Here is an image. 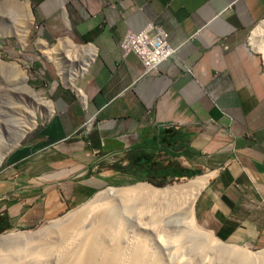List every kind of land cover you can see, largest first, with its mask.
I'll use <instances>...</instances> for the list:
<instances>
[{
	"label": "crops",
	"instance_id": "obj_1",
	"mask_svg": "<svg viewBox=\"0 0 264 264\" xmlns=\"http://www.w3.org/2000/svg\"><path fill=\"white\" fill-rule=\"evenodd\" d=\"M31 1L47 32L97 54L76 81L83 96L64 88L55 112L6 157L0 229L58 219L110 186L198 174L208 176L198 225L264 250V56L251 43L264 0ZM148 25L177 52L146 73L121 42Z\"/></svg>",
	"mask_w": 264,
	"mask_h": 264
},
{
	"label": "bare ground",
	"instance_id": "obj_2",
	"mask_svg": "<svg viewBox=\"0 0 264 264\" xmlns=\"http://www.w3.org/2000/svg\"><path fill=\"white\" fill-rule=\"evenodd\" d=\"M27 10V21L34 20L28 5ZM21 32V43H25L28 32ZM251 43L264 56V20L253 31ZM71 47L63 58L49 59L65 86L83 96L76 81L88 71L97 52L91 45ZM10 74L20 78V92L27 96L22 109L18 108L21 113L11 119L12 136L6 143L0 137V164L36 127L38 114L50 117L55 112L53 102L29 86L28 76L15 64ZM207 177L185 186L157 188L139 183L108 188L87 209L70 212L40 233L0 235V264H264V250L224 243L196 223L194 205ZM34 243L38 246L31 248ZM19 253L24 263L16 256Z\"/></svg>",
	"mask_w": 264,
	"mask_h": 264
},
{
	"label": "rangeland",
	"instance_id": "obj_3",
	"mask_svg": "<svg viewBox=\"0 0 264 264\" xmlns=\"http://www.w3.org/2000/svg\"><path fill=\"white\" fill-rule=\"evenodd\" d=\"M27 5L31 9L34 20L27 21ZM36 10L39 11L38 6H35L33 1L30 2V0H0V137L4 143H6L10 139V136H12L11 119H13L14 115L21 113L20 110L22 109V104L26 101L25 97L27 96L26 94L20 92V84L18 83L20 78L13 77L10 74L12 65L15 64L22 73L28 76V85L41 92L46 100L52 101L54 107L56 108L57 100L61 98V95L64 94L63 91H65L64 88L67 87L63 83L62 78L58 75L57 68H55V65L49 58H47V56H58L63 58L68 53L69 49H72L71 45L76 43L69 39L70 35L63 33L60 34V32L54 34L47 32L44 22L36 16ZM22 30H26L28 32L25 43H21ZM41 40L47 41L52 49L50 50L48 48L42 47V45L39 43L42 42ZM59 41L60 45L58 48H54L58 45ZM8 65H11L9 69L7 68ZM24 88L25 86L23 87V90ZM28 102L29 100L27 103ZM47 119L48 117H41L38 114V122L36 127L26 134V136L19 143L18 147L30 134L39 129ZM18 147L16 146L11 152L15 151ZM10 153H8L6 157ZM6 157L0 164V169L3 167ZM199 178H202L201 175H197L192 178L173 179L168 181L163 187L157 188H164L173 185L185 186L191 184L192 181ZM141 183L150 184L148 182ZM137 184H139V182L131 185L110 186L108 188H130ZM106 189H103L102 191ZM98 194H96L89 201L72 209L60 218L65 217L72 211L87 209L93 204V202H96ZM55 220L41 223L37 227L29 230H6L0 232V235L18 232H28L31 233V235L37 234L43 229L47 228L51 222ZM200 228L201 230L203 229L201 226ZM203 231L206 230L203 229ZM223 242L232 245V243L226 241ZM30 245L31 248L38 246L36 243ZM239 247L245 248L246 246L239 245ZM249 249L254 252L262 251L254 248ZM21 255L22 253H19L16 256H19V261L24 263L25 261L20 259Z\"/></svg>",
	"mask_w": 264,
	"mask_h": 264
},
{
	"label": "built area",
	"instance_id": "obj_4",
	"mask_svg": "<svg viewBox=\"0 0 264 264\" xmlns=\"http://www.w3.org/2000/svg\"><path fill=\"white\" fill-rule=\"evenodd\" d=\"M121 48L125 53L135 54L146 73L156 71L177 52L169 43L166 31L154 25H148L140 32H127L121 42Z\"/></svg>",
	"mask_w": 264,
	"mask_h": 264
},
{
	"label": "trees",
	"instance_id": "obj_5",
	"mask_svg": "<svg viewBox=\"0 0 264 264\" xmlns=\"http://www.w3.org/2000/svg\"><path fill=\"white\" fill-rule=\"evenodd\" d=\"M198 175V174H197ZM150 182V181H149ZM151 183V182H150ZM159 187H162V184L161 185H159ZM2 231H4V228H1L0 229V232H2Z\"/></svg>",
	"mask_w": 264,
	"mask_h": 264
}]
</instances>
